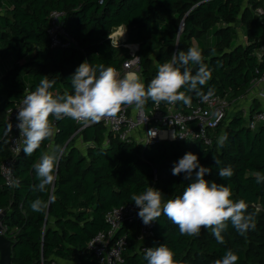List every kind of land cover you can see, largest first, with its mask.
Wrapping results in <instances>:
<instances>
[{
  "label": "trees",
  "instance_id": "16d2710c",
  "mask_svg": "<svg viewBox=\"0 0 264 264\" xmlns=\"http://www.w3.org/2000/svg\"><path fill=\"white\" fill-rule=\"evenodd\" d=\"M258 7L264 8V0H0V166L10 153L6 111L35 90L42 76L56 81L50 89L53 95L73 94L70 77L84 61L120 67L131 56L128 46L113 44L111 35L121 27L127 31L125 44L138 46L146 87L175 49L197 46L212 70L202 91L207 94L212 88L214 96L244 94L256 69L264 73V15H257ZM55 10L64 12L63 26L75 47H52L50 15ZM239 23L246 26L245 42L238 38ZM157 49L154 67L151 55ZM192 67L194 74L197 66ZM238 117L219 129L228 137L223 146L218 140L209 147L201 141H182L144 150L116 139L105 145L107 129L100 123L75 135L80 127L76 121L67 117L56 121L57 132L51 141L45 140L31 156L23 150L18 155L14 166L18 187L6 185L0 169V213H6V235L16 243L14 264L51 260L59 264L58 260L75 258L79 264H98L87 245L98 232L109 230L107 212L133 202V194L151 186L162 192L164 201L182 195L191 180L183 173L172 175V168L187 152L212 169L206 180L230 186L232 199L246 202L248 213L254 215V229L241 236L229 223L221 244L210 229H202L198 237L181 235L161 215L153 236L144 244L138 239V228L132 227L123 264H147L143 246L161 244L175 253L178 264H215L227 250L238 255L236 264H264V183L258 184L255 176L257 172L264 175V125L253 131L241 126L243 118ZM77 137L94 146L82 151L75 143ZM49 145H60L65 151L54 185L41 193L34 191L39 180L33 166ZM214 156L221 161L219 166ZM225 166H231L234 174L221 179L218 170ZM38 197L52 201L46 215L31 208Z\"/></svg>",
  "mask_w": 264,
  "mask_h": 264
},
{
  "label": "clouds",
  "instance_id": "9594fccd",
  "mask_svg": "<svg viewBox=\"0 0 264 264\" xmlns=\"http://www.w3.org/2000/svg\"><path fill=\"white\" fill-rule=\"evenodd\" d=\"M193 65L197 66L194 74ZM211 78L212 70L204 62L202 51L197 46L187 51L179 50L169 61L160 64L147 87L139 77L125 75L121 78L112 66H93L87 60L70 77L73 94L64 91L53 95L50 89L56 81L50 80L48 75L42 76L38 86L26 95L17 111L15 127L23 138V152L31 156L45 140L54 138L57 129L51 118L59 121L67 117L87 126L115 119L123 107L134 106V111L142 109L149 100L156 105L162 102L190 105V94H195L202 101H207L214 94V89L209 88L207 94L202 89ZM12 127L9 124L8 131ZM227 139V135H221L218 144L223 146ZM63 151L60 145H49V150L41 154L39 162L33 166L39 180L34 191L44 193L54 185ZM214 161L217 166L221 164L215 156ZM211 171V168L201 165L196 154L185 153L174 163L172 175L183 173L191 183L182 195L167 201L163 200L162 192L152 186L140 194H133L131 200L139 209L138 217L144 225H150L164 215L178 227L181 235L190 237H198L202 229H210L221 244L224 242L222 233L229 223L241 236L245 235L255 227L254 215L248 213V205L243 199H232L230 186L205 179ZM233 174L231 166L219 167L221 179L230 178ZM255 176L258 184L264 183V175L257 172ZM16 186H19L18 182ZM50 202L38 197L31 203V208L46 215ZM174 256L168 246L161 244L146 248L144 259L147 264H178ZM238 259L236 253L227 250L222 258L215 260V264H236Z\"/></svg>",
  "mask_w": 264,
  "mask_h": 264
},
{
  "label": "built area",
  "instance_id": "2783aa9c",
  "mask_svg": "<svg viewBox=\"0 0 264 264\" xmlns=\"http://www.w3.org/2000/svg\"><path fill=\"white\" fill-rule=\"evenodd\" d=\"M256 12L262 17L264 8L258 7ZM63 18V11L55 10L50 15L49 37L51 45L57 48L75 47L76 42L63 26ZM182 27L181 29H183ZM111 38L115 46H121L119 42L115 43L114 37L111 36ZM122 45L132 48L125 43ZM133 47L135 49H130L131 56L120 67H113L121 78L125 75L137 74V72L141 74V56L137 53L138 46L133 45ZM255 72L256 75L251 80L246 92L238 97H231L230 94L226 93L222 96L212 95L207 101H202L196 95H191L192 102L190 105H185L182 102L176 104L162 102L159 105L147 102L142 109L135 111L133 110L134 106L123 107L115 119L99 122L106 127L108 132L105 145H109L112 139H116L137 145L143 150L163 142L182 141H201L206 147H209L221 136L219 129H224V123L228 119L229 110L233 103L235 107L239 106L246 114L248 128L255 131L264 125V73H261L260 69H256ZM26 91H29V87L26 88ZM24 98L11 106L5 113L7 126L5 138L10 153L2 161L0 169L6 185L12 187L16 186L18 182L14 174L16 159L24 148L23 138L20 137L19 130L15 127L17 111L22 106ZM255 103L259 106L258 109L254 107ZM76 123L80 127L75 135L89 126L98 124L85 126ZM9 124L13 125L11 131H8ZM54 124L56 126L55 119ZM155 134L157 135L155 136ZM173 135L175 136L174 139ZM85 145L86 148L94 146L93 143H86ZM138 211L139 209L134 202H131L114 207L107 212L105 221L109 230L98 232L87 245L88 253L94 256L98 264H123L125 262V254L130 245L133 226L138 228V239L143 244L149 237L153 236L155 221L150 225H144L138 217ZM146 248L148 247L143 246L142 250L145 251ZM44 264H57V262L51 260Z\"/></svg>",
  "mask_w": 264,
  "mask_h": 264
},
{
  "label": "rangeland",
  "instance_id": "374dc122",
  "mask_svg": "<svg viewBox=\"0 0 264 264\" xmlns=\"http://www.w3.org/2000/svg\"><path fill=\"white\" fill-rule=\"evenodd\" d=\"M249 6V4L248 3H246V7H248ZM123 29L124 28H122V31H123ZM236 29H238V38H239V40H243L242 42H245L246 40H247V31H246V26H241V23H239L237 26H236ZM117 31V30H116ZM116 31H114L113 33H112V35L111 36H113L114 38H115V43L116 42H121L120 41V39H122L121 37L124 35V32H122L121 31V34L122 35H119V33L118 32H116ZM120 37V38H119ZM117 38V39H116ZM126 43V42H125ZM192 44H196V42L193 40L192 41ZM130 47H132V48H130L131 50L134 48L133 47V45H130ZM135 49V48H134ZM136 50H137V48H136ZM159 50L157 49V50H154L153 51V53H152V55H151V58H152V64H153V66L154 67H156L157 66V55L159 54ZM177 52V50L175 49V52L174 53H176ZM137 74H138V76H139V78L143 81V77L141 76V74L139 73V72H137ZM144 82V81H143ZM254 107L256 108V109H258L259 108V106L255 103L254 104ZM238 109V110H237ZM236 111H237V113H236ZM238 114V115H237ZM242 116V120H240V124H241V126H245L246 125V118H245V113L240 109V107L239 106H237V107H235L234 106V103L233 104H231V108H230V110H229V114H228V119L226 120V122L224 123V128H227L228 127V124H229V122L231 121V120H233V119H235V118H239L238 116H240V115ZM73 138V137H72ZM77 139L79 140L78 141V144L80 145V144H83V142L84 141H82L81 140V138L80 137H77ZM77 142V141H76ZM168 143H171V142H168ZM83 146H84V148L82 149V151H85V149H86V145L85 144H83Z\"/></svg>",
  "mask_w": 264,
  "mask_h": 264
},
{
  "label": "water",
  "instance_id": "95a60500",
  "mask_svg": "<svg viewBox=\"0 0 264 264\" xmlns=\"http://www.w3.org/2000/svg\"><path fill=\"white\" fill-rule=\"evenodd\" d=\"M181 31L182 30H180L178 41L180 39ZM71 139L67 142V145ZM5 214V212L0 213V264H14L13 249L16 246V243L6 235L7 229L6 225H4Z\"/></svg>",
  "mask_w": 264,
  "mask_h": 264
},
{
  "label": "crops",
  "instance_id": "0c3cea01",
  "mask_svg": "<svg viewBox=\"0 0 264 264\" xmlns=\"http://www.w3.org/2000/svg\"><path fill=\"white\" fill-rule=\"evenodd\" d=\"M122 28H124L123 31H122ZM119 29H121V31L124 32V35L121 37L122 39H120L121 42H119V44L122 45L123 43H125V42L127 41V31H126L125 27H121V28H118V29H116V30H119ZM116 30H115V31H116ZM121 31L119 32V35H122V34H121ZM116 39H117V38H116ZM134 75H135V77H139L138 74H134ZM134 75H133V76H134ZM128 76H132V75L130 74V75H128ZM107 136H108V132H107V134H106V137H107ZM81 140H82V139H81ZM76 141H77V142H76ZM76 141H75L76 145L80 146V148L83 149V148H84L83 144H86V143L83 142V144H80V145H79V144H78V141H79V140L77 139ZM58 261H59V264H79V263H78L79 260H78L77 258L72 259V260H58Z\"/></svg>",
  "mask_w": 264,
  "mask_h": 264
},
{
  "label": "bare ground",
  "instance_id": "6f19581e",
  "mask_svg": "<svg viewBox=\"0 0 264 264\" xmlns=\"http://www.w3.org/2000/svg\"><path fill=\"white\" fill-rule=\"evenodd\" d=\"M120 31H121V30H118V31H116V32H118V33H119ZM112 37H113V36H112ZM119 38H120V37H119ZM131 75L133 76L134 74H131ZM134 76H135V75H134Z\"/></svg>",
  "mask_w": 264,
  "mask_h": 264
}]
</instances>
